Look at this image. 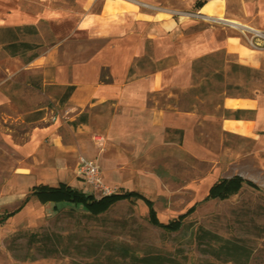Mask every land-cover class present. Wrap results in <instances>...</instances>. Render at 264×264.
Masks as SVG:
<instances>
[{"label":"crops","instance_id":"1","mask_svg":"<svg viewBox=\"0 0 264 264\" xmlns=\"http://www.w3.org/2000/svg\"><path fill=\"white\" fill-rule=\"evenodd\" d=\"M197 1L0 0V27L35 25L43 38V25L51 38L49 43L39 42L43 44L39 56L29 64L24 62L20 70L28 76L42 75L47 84L76 87L67 119L54 116L41 119L40 125L32 123L22 141L0 131V210L12 212L1 224L34 228L51 212L69 205L100 212L122 194L132 196L145 209H154L153 198L170 197L172 191L144 163L150 153L169 145L208 164L209 171L181 185V191L192 195L179 211L169 202L154 209L155 220L166 225L194 208L211 212L208 208L215 206L223 187L221 146L225 144L221 138L220 149H214L201 141L198 137L204 135L200 129L204 123L217 125L221 136L250 140L248 152L264 153V88L260 85L249 95L225 97L224 108L253 111L252 117L241 119L147 104L151 93L191 86L193 61L217 51L225 53L226 72L234 64L264 74V46H252L247 38L250 34L242 33L245 28L264 32V0H206L200 7ZM147 42L155 62L169 58L170 63L159 70L134 68L129 79L130 68L146 54ZM4 53L0 46V84L8 75L2 67ZM103 69L112 77L111 83L100 81ZM107 100L115 101V111L105 131L77 137L86 123L71 128L66 122L75 120L95 101ZM167 128L183 130L180 145L166 141ZM69 133L74 135L72 141ZM81 157L97 161L106 185L116 190L114 196L100 200L79 172ZM204 198L208 200L199 205Z\"/></svg>","mask_w":264,"mask_h":264},{"label":"rangeland","instance_id":"2","mask_svg":"<svg viewBox=\"0 0 264 264\" xmlns=\"http://www.w3.org/2000/svg\"><path fill=\"white\" fill-rule=\"evenodd\" d=\"M21 4L25 6L22 1ZM41 31L43 38L26 36L25 39L35 43L41 40L49 43L51 38L43 25ZM223 60L224 64L221 65L220 61ZM225 60L226 56L219 54L214 60H208L202 65L196 77V85H204L205 90L195 96V113L200 110L205 115L222 114L227 95H249L256 85L264 88L263 72H248L244 69L226 72ZM140 68L135 66L137 70ZM145 68L151 69V66L146 65ZM220 72L223 75L222 82L217 77ZM41 76H28L20 70L4 75L0 84V131L12 135L13 139L16 135V141L26 137L29 128L34 125L32 123L40 125L43 118L68 117L66 110L70 105L69 100L64 104L59 100L63 89L45 83ZM46 76L49 78V73ZM36 84L40 87L37 88ZM228 84L235 87L228 88ZM181 95V91L167 96L158 93L151 100L159 107L161 101L174 96L179 98ZM94 103L84 112L88 114V121L83 124L86 127L82 128L83 132L78 133L77 137L105 131L110 111L115 106L105 101ZM37 111L42 112V118L30 123L23 121L24 118L37 116ZM66 124L72 128L69 121ZM200 129L204 135L198 138L214 149H220L221 138H224L225 145L221 146L223 185L231 179L242 181L237 191L225 199L218 198L211 212L194 208L188 213L178 214L163 225L155 220L150 209L133 202L132 196L128 194H122V197L116 198L100 212L93 207L69 205L51 212L43 224L34 228L15 229L0 224V264H96L95 259L84 257L77 251V246L96 239L126 241L137 249L155 246L167 254H174L175 249L182 248L187 255L185 264H205L214 259L199 250L196 233L200 226L249 246L253 251L249 264H264V153L248 152L251 141L233 135L221 136L215 124L204 123ZM68 139L72 141L74 135L69 133ZM144 166L160 175L172 191L170 197H152L154 209H161L170 202L176 211L192 195L181 191V185L197 180L209 171L208 164L191 158L176 145L153 151L147 156ZM115 192L114 189L113 196ZM97 195L100 200L112 196L103 195L100 190ZM3 213L0 210V217ZM33 232L37 233L38 238L49 242L30 243V234ZM52 245L59 251L44 256L52 249ZM65 248H68L67 251Z\"/></svg>","mask_w":264,"mask_h":264},{"label":"trees","instance_id":"3","mask_svg":"<svg viewBox=\"0 0 264 264\" xmlns=\"http://www.w3.org/2000/svg\"><path fill=\"white\" fill-rule=\"evenodd\" d=\"M206 0H198L196 6L200 7ZM38 29L35 25H17L0 27V46L4 51L11 57H20L26 64L31 63L39 56L38 49L43 46V44L35 43L26 40V36H38ZM225 53L223 51H217L213 54H208L196 58L193 61V82L191 86L185 88H178L171 92V94H176V92H182V95L177 98V96L169 97L166 101H161L159 109H169L172 111H184V112H195L194 106L196 105V98L199 93L204 92L205 86L200 84L196 85L197 74L203 68V64L208 60H214V57ZM170 59H163L161 61L155 62L151 56V45L149 42L146 44V54L143 58L137 60L134 66L145 68L146 65L151 66L152 70H159L167 65H169ZM221 65L224 64V60L220 61ZM134 66L129 70V79H132L134 74ZM231 69L234 71L238 69H244L248 72H252L247 67H242L238 65H231ZM257 71V70H256ZM42 77V76H41ZM217 77L222 82L223 75L220 72ZM100 81L103 83H111L112 77L106 69H103L100 76ZM57 88L63 89L60 94L59 100L62 104L66 103L75 90L74 85H55ZM36 87L40 85L36 84ZM228 88L235 87L232 84L227 85ZM163 93V92H159ZM157 92L151 93L148 97L147 104L149 106H155L154 102L151 100L153 96L157 95ZM168 95L169 93H163ZM105 103L115 105V101L107 100ZM115 108H112L110 114L112 115ZM37 116L24 118L25 123H30L42 118V112L37 111ZM196 113L205 115L204 112L198 110ZM226 117H232L235 119H241L244 117H252L253 111L248 110H230L223 108V113ZM251 114V115H250ZM110 115V116H111ZM88 114L82 113L75 120L71 121V125L76 127L80 123H87ZM176 135V136H173ZM232 136L231 134H227ZM16 139V135H14ZM183 138V130L180 129H166V141H174L177 144H181ZM241 140H247L242 137H237ZM250 141V140H249ZM242 185L240 179H231L226 182L223 187L219 190L216 197L220 199H225L229 194L237 191ZM208 198H204L201 202L207 201ZM150 212L153 214L154 209L151 208ZM12 212H4L0 217V224L9 217ZM97 217V216H93ZM21 232L26 233L25 230ZM47 239V238H46ZM50 240V238H48ZM42 239L37 237V233L33 232L30 234V243H42ZM196 241L199 245V250L202 253L208 254L213 257L212 262L205 264H249L252 257V249L241 243L238 240H233L230 238L223 237L222 235L212 232L211 230L205 229L200 226L197 229ZM45 244L49 241H44ZM68 248H65L67 251ZM59 251L55 245H52V249L49 250L44 256L52 255ZM78 253L82 254L84 257H91L95 259L96 264H185L187 261V255L184 253L182 248L175 249L174 254L162 253L155 246H147L145 248L137 249L130 243L126 241H114V240H94L93 242L77 246ZM180 257V258H179ZM78 264V263H77Z\"/></svg>","mask_w":264,"mask_h":264},{"label":"built area","instance_id":"4","mask_svg":"<svg viewBox=\"0 0 264 264\" xmlns=\"http://www.w3.org/2000/svg\"><path fill=\"white\" fill-rule=\"evenodd\" d=\"M215 22L226 23L234 28H238L236 24L226 22L222 19H217ZM246 29V30H245ZM242 30L244 35L250 34L247 38L252 46H264V32L254 28H245ZM79 172L85 178L87 183L95 190L102 191L103 195H112L114 190L104 183L101 168L96 160L81 157L79 163Z\"/></svg>","mask_w":264,"mask_h":264},{"label":"bare ground","instance_id":"5","mask_svg":"<svg viewBox=\"0 0 264 264\" xmlns=\"http://www.w3.org/2000/svg\"><path fill=\"white\" fill-rule=\"evenodd\" d=\"M24 61L19 57H11L7 53H4L3 60H2V67L4 71L8 74L14 73L19 71L23 67ZM6 140L12 142L8 137ZM261 146L260 144L258 145ZM208 209H212V204ZM161 221H165V217L159 215Z\"/></svg>","mask_w":264,"mask_h":264}]
</instances>
